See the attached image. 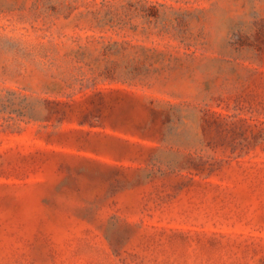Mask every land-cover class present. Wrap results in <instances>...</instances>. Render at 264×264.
<instances>
[{
  "label": "rangeland",
  "instance_id": "rangeland-1",
  "mask_svg": "<svg viewBox=\"0 0 264 264\" xmlns=\"http://www.w3.org/2000/svg\"><path fill=\"white\" fill-rule=\"evenodd\" d=\"M0 264H264V0H0Z\"/></svg>",
  "mask_w": 264,
  "mask_h": 264
}]
</instances>
